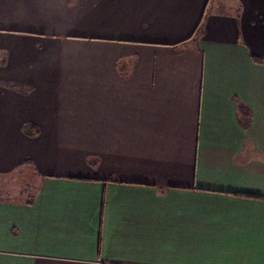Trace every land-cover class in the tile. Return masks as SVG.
Here are the masks:
<instances>
[{
    "label": "crops",
    "instance_id": "1",
    "mask_svg": "<svg viewBox=\"0 0 264 264\" xmlns=\"http://www.w3.org/2000/svg\"><path fill=\"white\" fill-rule=\"evenodd\" d=\"M251 55L264 0H0V264H264Z\"/></svg>",
    "mask_w": 264,
    "mask_h": 264
},
{
    "label": "rangeland",
    "instance_id": "2",
    "mask_svg": "<svg viewBox=\"0 0 264 264\" xmlns=\"http://www.w3.org/2000/svg\"><path fill=\"white\" fill-rule=\"evenodd\" d=\"M27 170H29V167H25L24 171H15L13 172V175H11L12 177L8 174L0 175V193H2V189L4 190V193L16 194L17 191H26L28 194L32 193V189H34L33 183L37 180V178L36 180L35 178H30L31 174H27ZM3 181H5V183H1ZM3 197L4 196L0 194V198Z\"/></svg>",
    "mask_w": 264,
    "mask_h": 264
},
{
    "label": "trees",
    "instance_id": "3",
    "mask_svg": "<svg viewBox=\"0 0 264 264\" xmlns=\"http://www.w3.org/2000/svg\"><path fill=\"white\" fill-rule=\"evenodd\" d=\"M197 29H196V31H197ZM250 58L254 62H260V61L264 60L263 57H256V56H253V55H251ZM233 195L242 196V197H249V198H262L261 196H258V195H255V194H249V193H234Z\"/></svg>",
    "mask_w": 264,
    "mask_h": 264
}]
</instances>
